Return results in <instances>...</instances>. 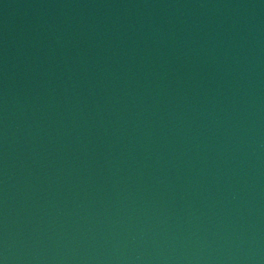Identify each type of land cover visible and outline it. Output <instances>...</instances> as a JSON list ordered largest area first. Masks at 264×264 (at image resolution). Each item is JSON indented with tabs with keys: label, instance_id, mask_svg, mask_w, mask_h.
<instances>
[{
	"label": "water",
	"instance_id": "water-1",
	"mask_svg": "<svg viewBox=\"0 0 264 264\" xmlns=\"http://www.w3.org/2000/svg\"><path fill=\"white\" fill-rule=\"evenodd\" d=\"M0 264H264V0H0Z\"/></svg>",
	"mask_w": 264,
	"mask_h": 264
}]
</instances>
